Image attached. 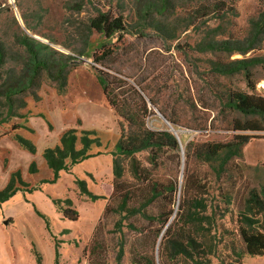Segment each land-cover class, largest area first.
<instances>
[{
	"label": "rangeland",
	"instance_id": "obj_1",
	"mask_svg": "<svg viewBox=\"0 0 264 264\" xmlns=\"http://www.w3.org/2000/svg\"><path fill=\"white\" fill-rule=\"evenodd\" d=\"M99 12L123 16L129 25L147 33L144 39L128 36L131 45L116 65L120 70L118 75L133 85L137 80L143 82L149 105L150 99L156 103L151 107L155 114L146 118L149 129L168 127L159 109L166 110L177 123L179 157L170 152L157 168L151 169L160 182H179V192L173 196L171 207L169 202L162 201L156 205L155 213H159L163 205L164 210L171 208L172 221L179 212L189 143L230 142L236 136L257 140L264 136V132L236 130L238 125L255 123L258 118L245 115L230 104L234 93L256 95V84L264 80V27L252 50L232 51L218 46L222 42L245 46L253 33V23L264 13V0H0L3 53L0 125L5 132L20 134L36 148L33 153L14 136L6 139L0 144V156L2 158L6 151L10 153L8 169L19 172L21 178L52 180L54 173L44 157L46 149L58 146L69 130H76L79 138L89 134L94 140L91 153L96 157L74 166L69 172H62L56 183H43L44 193L51 197V208L55 197L63 208L68 207L70 200L71 208L79 213L75 222L65 219L62 213L59 216L57 209V217L50 218V234L64 249L59 264H91L87 251L113 194L112 152L120 139L121 127L120 118L98 83L92 57L95 50L106 43L103 35L88 30L90 19ZM157 28H162L164 33ZM25 40L47 63L46 68H36ZM78 58L91 63L79 65L75 63ZM251 59L261 62L246 71H232L237 61ZM60 76L65 78L63 89L61 80L57 81ZM77 148H82L80 142ZM145 156L142 154L140 159L144 161ZM32 164L36 165V174L30 173ZM4 167L1 159L0 178ZM196 167L199 169L200 164ZM233 168L232 182L225 178L218 181L209 169L202 175L212 183L209 202L214 206L219 204L223 210L229 209L226 217L218 219L224 236L211 264H264V255L247 253L236 222L242 209L239 198L253 188L264 187L263 166L249 167L241 159H235ZM76 178L84 179L91 192L105 199L91 201L81 196ZM19 186L29 190V186ZM219 188L234 190L231 205L225 206L214 198ZM119 220V217L104 220L106 230L110 231L107 235L109 264H117L114 245L121 238L115 226ZM62 221L72 230H67ZM148 224L147 220L136 223L139 227ZM36 226L42 233L41 227ZM255 227L264 231L263 221ZM124 233L127 245L120 264H133L130 254L133 232L125 227ZM139 242L150 248L148 239L141 237Z\"/></svg>",
	"mask_w": 264,
	"mask_h": 264
},
{
	"label": "trees",
	"instance_id": "obj_2",
	"mask_svg": "<svg viewBox=\"0 0 264 264\" xmlns=\"http://www.w3.org/2000/svg\"><path fill=\"white\" fill-rule=\"evenodd\" d=\"M263 27L264 13L253 23V33L245 46L235 47L228 42H222L218 46L232 51L252 50L258 42L260 30ZM88 30L90 33L96 31L106 39V43L97 48L92 57L98 83L107 102L120 118L121 127L120 139L112 152L114 157L113 194L105 209L103 221L97 225L87 251L90 253L91 264H109L110 241L107 235L110 231L106 230L107 224L104 220L111 217L120 218L115 224L121 237L114 245L117 264H120L125 256L127 245L125 227L133 232L130 251L133 264H211L218 254L217 251L224 236L223 227L218 219L226 217L229 209L223 210L219 204L214 206L209 202L208 198L212 195V183L208 178H202V175L209 169L216 175L218 181L225 178L226 181L232 182L235 176L233 168L235 159H241L249 167L263 166L264 171V164L250 165L244 159L245 147L253 137L236 136L230 142L189 143L181 185L179 212L172 221L171 208L168 211L164 210L163 205L161 211L155 213L156 205L162 201L169 202L170 207L174 204L173 196L179 192V182H160L153 175L151 168H157L164 155L170 152L179 157L181 144L169 131V127L154 130L148 128L146 118L152 113L151 107L156 106V103L150 99L151 106L149 105L145 97V95L148 96L146 88L142 86L143 82L137 80L133 85L122 80L118 75L120 70L116 67L121 60V54L126 53L130 48L128 36L144 39L147 33L129 25L123 16H117L111 12L97 13L90 19ZM157 31L164 33L162 28H157ZM24 44L36 61V68H46L47 63L40 59L34 46L27 40ZM259 62H261L259 59L237 61L232 71H246ZM2 64L3 53L0 48V66ZM59 80H61L60 87L63 89L66 85L64 76H60L57 81ZM230 104L233 109L258 118L255 123L238 125L236 130L264 132V98L255 94L234 93ZM158 111L174 129L177 128L176 121L166 110ZM88 135L85 134L79 138L76 130H69L62 136L58 146L44 151L45 160L53 171L54 177L43 183H56L62 172H69L74 166L97 156L91 153L94 140ZM15 138L24 148L33 153L36 152L31 141L20 134H16ZM258 138L261 139L264 136ZM79 142L82 145L81 149L77 148ZM144 153L146 156L143 161L140 156ZM196 164H200L199 169ZM37 172L36 165L32 164L30 173ZM16 181L21 185L29 186L22 181L19 172L15 173L11 183L0 192V203L8 200L19 189L15 187ZM75 183L81 196L91 201L105 199L104 196L91 192L84 179L76 178ZM218 190L219 194L214 198L223 202L225 206L231 205L234 201V190L228 188ZM236 198L238 199V193ZM239 199L242 209L236 219L238 233L249 255L262 256L264 255V231L255 226L261 221L264 224V187L253 188ZM53 203L65 219L74 222L79 219V213L71 208L70 200L67 201V208L61 206L59 199L53 200ZM38 215L45 220L50 232V219L40 212ZM141 220H147L149 224L139 227L136 223H140ZM141 237L148 239L150 248L149 245L145 246L139 242ZM60 256L59 245L56 244V264H59Z\"/></svg>",
	"mask_w": 264,
	"mask_h": 264
},
{
	"label": "crops",
	"instance_id": "obj_3",
	"mask_svg": "<svg viewBox=\"0 0 264 264\" xmlns=\"http://www.w3.org/2000/svg\"><path fill=\"white\" fill-rule=\"evenodd\" d=\"M5 131L0 125V144L12 136L15 137L13 133ZM1 159L5 167L4 175L0 178V192L7 188L13 175L17 173L14 169H8L10 164L8 151L2 158L0 156ZM244 159L250 165L264 164V138L252 140L246 145ZM22 181L29 185V190H23L17 182L15 187L19 189L16 193L0 203V264H56V242L38 212L53 220L57 217V212L58 215L60 212L53 203L51 208V197L44 193L43 181H33L25 177H22ZM43 206L48 207V210ZM63 224L67 230H72L65 222ZM36 225L41 227L42 233ZM62 251L64 252V249L59 247L61 256Z\"/></svg>",
	"mask_w": 264,
	"mask_h": 264
},
{
	"label": "water",
	"instance_id": "obj_4",
	"mask_svg": "<svg viewBox=\"0 0 264 264\" xmlns=\"http://www.w3.org/2000/svg\"><path fill=\"white\" fill-rule=\"evenodd\" d=\"M75 63H77L79 65H87V64H90L91 62H89L88 60H86L84 58H78V60L75 61ZM160 116L167 123V125L169 127V131H171L175 135V133H176L175 129L171 126V124L169 122H167V120L162 115H160ZM177 138L180 141L179 137H177ZM182 178H183V176H182Z\"/></svg>",
	"mask_w": 264,
	"mask_h": 264
},
{
	"label": "built area",
	"instance_id": "obj_5",
	"mask_svg": "<svg viewBox=\"0 0 264 264\" xmlns=\"http://www.w3.org/2000/svg\"><path fill=\"white\" fill-rule=\"evenodd\" d=\"M256 95L264 98V80L258 82L255 87Z\"/></svg>",
	"mask_w": 264,
	"mask_h": 264
},
{
	"label": "bare ground",
	"instance_id": "obj_6",
	"mask_svg": "<svg viewBox=\"0 0 264 264\" xmlns=\"http://www.w3.org/2000/svg\"><path fill=\"white\" fill-rule=\"evenodd\" d=\"M175 131H176V134H178L179 131L177 129Z\"/></svg>",
	"mask_w": 264,
	"mask_h": 264
}]
</instances>
